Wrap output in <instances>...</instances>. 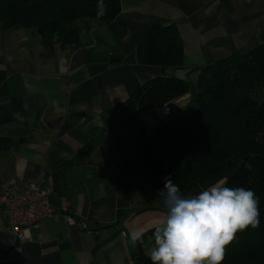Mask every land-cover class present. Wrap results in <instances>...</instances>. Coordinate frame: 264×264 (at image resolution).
I'll return each mask as SVG.
<instances>
[{"label": "crops", "instance_id": "crops-1", "mask_svg": "<svg viewBox=\"0 0 264 264\" xmlns=\"http://www.w3.org/2000/svg\"><path fill=\"white\" fill-rule=\"evenodd\" d=\"M118 21L120 38L106 25L77 23L72 49L0 25V137L21 141L0 152V185L41 182L57 211L20 241L0 206V264H135L138 250L148 256L154 235L138 244L132 234L162 225L166 209L132 163L140 130L126 102L162 71L138 63V42L159 21L175 24L189 84L177 109L210 81L218 60L264 43V0H120Z\"/></svg>", "mask_w": 264, "mask_h": 264}, {"label": "trees", "instance_id": "trees-1", "mask_svg": "<svg viewBox=\"0 0 264 264\" xmlns=\"http://www.w3.org/2000/svg\"><path fill=\"white\" fill-rule=\"evenodd\" d=\"M119 13L120 0H0L4 30L32 28L64 49L79 46L80 27L73 23L80 18H92L96 24L108 26L116 38L122 37L125 28L118 21ZM136 56L138 63L163 74L168 68H183L182 40L175 24H154L138 42ZM215 67L210 81L167 123L150 133L136 113L186 93L188 81L156 76L128 98L129 119L140 130L138 156L132 163L150 196L161 200L158 190L164 189L166 176L186 196L221 180L226 187L252 189L259 198L260 224L236 233L222 264H264V43L249 51H234ZM19 143L0 137V152ZM126 165L129 163L119 167ZM154 231L142 233L138 244ZM135 264L152 262L138 250Z\"/></svg>", "mask_w": 264, "mask_h": 264}, {"label": "clouds", "instance_id": "clouds-1", "mask_svg": "<svg viewBox=\"0 0 264 264\" xmlns=\"http://www.w3.org/2000/svg\"><path fill=\"white\" fill-rule=\"evenodd\" d=\"M164 180L158 196L165 220L147 253L152 264H222L236 233L260 224L259 198L250 188L226 187L221 180L186 196L170 176ZM141 237L142 232L132 234L134 241Z\"/></svg>", "mask_w": 264, "mask_h": 264}, {"label": "built area", "instance_id": "built-area-1", "mask_svg": "<svg viewBox=\"0 0 264 264\" xmlns=\"http://www.w3.org/2000/svg\"><path fill=\"white\" fill-rule=\"evenodd\" d=\"M175 101L146 108L136 113L147 133L167 123L176 113ZM0 206L5 229L17 240L30 239V229L44 219L54 217L57 211L50 205L41 182H29L19 187L14 180L0 185ZM71 220V219H70Z\"/></svg>", "mask_w": 264, "mask_h": 264}, {"label": "water", "instance_id": "water-1", "mask_svg": "<svg viewBox=\"0 0 264 264\" xmlns=\"http://www.w3.org/2000/svg\"><path fill=\"white\" fill-rule=\"evenodd\" d=\"M187 72L188 70L186 68H177V69L168 68L164 71V74L166 76H173L180 80H184L186 79Z\"/></svg>", "mask_w": 264, "mask_h": 264}, {"label": "rangeland", "instance_id": "rangeland-1", "mask_svg": "<svg viewBox=\"0 0 264 264\" xmlns=\"http://www.w3.org/2000/svg\"><path fill=\"white\" fill-rule=\"evenodd\" d=\"M77 23H80L81 25H83V24H84V25H90V24H96L97 21L94 20V19H92V18H87V17H86V18H80V19H77L76 21H74L73 24L76 25ZM162 75H164L163 72H162ZM185 105H186V104H185ZM185 105H183V106H185ZM183 106H182V107H183ZM182 107H181V108H182ZM150 202H151V201H150ZM162 203H163L162 200H160V201H159V200H156V201H155V204H160V205H161Z\"/></svg>", "mask_w": 264, "mask_h": 264}]
</instances>
